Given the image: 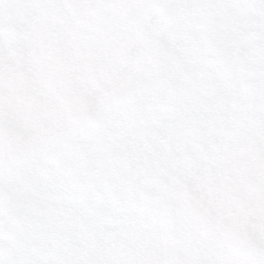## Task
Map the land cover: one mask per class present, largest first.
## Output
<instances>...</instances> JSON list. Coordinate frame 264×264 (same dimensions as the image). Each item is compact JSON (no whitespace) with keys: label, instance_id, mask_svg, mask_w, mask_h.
I'll return each mask as SVG.
<instances>
[{"label":"snow or ice","instance_id":"1","mask_svg":"<svg viewBox=\"0 0 264 264\" xmlns=\"http://www.w3.org/2000/svg\"><path fill=\"white\" fill-rule=\"evenodd\" d=\"M0 264H264V0H0Z\"/></svg>","mask_w":264,"mask_h":264}]
</instances>
